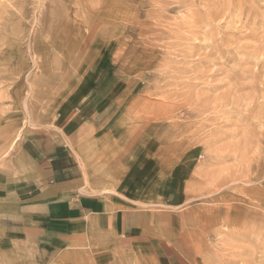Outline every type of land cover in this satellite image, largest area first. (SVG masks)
<instances>
[{"label":"rangeland","instance_id":"374dc122","mask_svg":"<svg viewBox=\"0 0 264 264\" xmlns=\"http://www.w3.org/2000/svg\"><path fill=\"white\" fill-rule=\"evenodd\" d=\"M104 89L114 137L185 175L157 211L173 259L109 264H264V0H0V172Z\"/></svg>","mask_w":264,"mask_h":264},{"label":"crops","instance_id":"0c3cea01","mask_svg":"<svg viewBox=\"0 0 264 264\" xmlns=\"http://www.w3.org/2000/svg\"><path fill=\"white\" fill-rule=\"evenodd\" d=\"M117 112L110 92H95L57 128L61 132L28 148L24 173L0 172L6 264H51L59 257L71 264H109L115 252L135 259L154 253V260L159 252L173 259L157 235L166 233L157 211L177 208L184 168L158 169L154 159L136 154L131 140L115 138L109 124ZM87 145L102 157L84 160L78 152Z\"/></svg>","mask_w":264,"mask_h":264},{"label":"bare ground","instance_id":"6f19581e","mask_svg":"<svg viewBox=\"0 0 264 264\" xmlns=\"http://www.w3.org/2000/svg\"><path fill=\"white\" fill-rule=\"evenodd\" d=\"M227 2V1H226ZM42 5V4H41ZM232 7V6H231ZM226 8H227V10L229 9L228 7H225V10L223 9V11L225 12L226 11ZM226 13H227V11H226ZM231 13V12H230ZM261 14V13H260ZM213 15V14H212ZM216 15H217V13H216ZM256 15V14H255ZM224 16H225V14H224ZM258 16H259V13H258ZM227 17V16H226ZM33 59V58H32ZM35 63V62H34Z\"/></svg>","mask_w":264,"mask_h":264}]
</instances>
